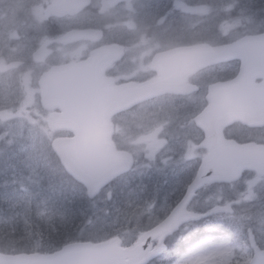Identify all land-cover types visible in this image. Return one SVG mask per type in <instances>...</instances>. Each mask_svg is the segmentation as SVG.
<instances>
[{
    "label": "flooded vegetation",
    "instance_id": "obj_1",
    "mask_svg": "<svg viewBox=\"0 0 264 264\" xmlns=\"http://www.w3.org/2000/svg\"><path fill=\"white\" fill-rule=\"evenodd\" d=\"M219 1L0 0V69H18L15 81L0 71V149L7 147L13 115L42 119L44 128L51 126L46 114L62 112L60 107L46 112L42 86L46 74L63 66L86 65L95 86L105 93L117 92L126 102L110 119L117 150L130 142L127 137L138 130L136 123L154 116L155 125L168 130H195L203 160L209 153L204 146L208 132L206 118L200 117L217 107L221 87L235 81L242 67L238 56L205 63L216 57L209 51L243 38L235 29L221 32L219 7L215 8ZM245 3L253 18L264 21V0ZM161 36L166 43H161ZM256 72L253 89L264 85V74ZM55 78L61 80L59 74ZM145 85L152 86V95L140 99L136 88ZM251 106L247 120L208 119L219 123L220 142L264 148V107L262 102L261 107L258 102ZM26 125L28 131L33 123L26 119ZM61 135L73 134L57 132V137ZM145 142L155 150L167 140ZM229 186L225 205L234 213L243 208L264 213V171L247 168Z\"/></svg>",
    "mask_w": 264,
    "mask_h": 264
},
{
    "label": "rangeland",
    "instance_id": "obj_2",
    "mask_svg": "<svg viewBox=\"0 0 264 264\" xmlns=\"http://www.w3.org/2000/svg\"><path fill=\"white\" fill-rule=\"evenodd\" d=\"M246 1L220 0L218 5H215V8L219 7L221 32L264 28V21L252 18ZM12 117L7 135V148H37L27 144V138L35 134L45 139L52 138L47 124L44 128L40 126L42 119L33 120L25 114ZM49 117L46 114L45 120ZM26 119L33 123L28 131ZM156 119L154 116L141 119V122L135 124L138 130L127 137V140H130L127 142V149L140 155L141 161L146 160L148 168H153L152 175L141 187L134 186L130 191L123 189L128 181L119 179L118 185L112 184L98 196L89 227V234L94 240L90 241L103 242L119 237L123 246H133L143 234V231L138 230L141 224L140 217H146L145 221L148 220V213L143 216L137 215L139 210L152 205L153 218L164 215L178 203L188 184L195 177L201 153L195 130L187 132L168 130L167 127L155 125ZM146 138H152V141L166 139L167 142L155 150H148ZM26 156L31 160L29 164L33 165L36 157L34 152L26 153ZM4 186L0 181V231L7 230L10 233L16 229L22 230L32 236L34 249L38 250L40 242L37 240V234L49 230L54 221L60 223L66 215L58 213L51 205L41 204L33 208V197L25 188ZM212 187L213 185H209L202 189L190 204V210L195 209L206 216L200 227L191 223L189 230L180 234L182 239L179 241L175 238L169 239L167 243L173 247L172 250L151 264H245L241 253L243 244H247L245 237L248 238L249 233L255 235L258 243L264 247V227L261 225L264 213L243 208L233 215L213 214L212 209L219 204L225 205L231 194L228 186ZM118 192L121 196L119 199L114 197ZM189 237H192L191 240ZM52 247L51 244L46 245L45 251L53 253L48 252ZM236 251H240L237 256Z\"/></svg>",
    "mask_w": 264,
    "mask_h": 264
},
{
    "label": "water",
    "instance_id": "obj_3",
    "mask_svg": "<svg viewBox=\"0 0 264 264\" xmlns=\"http://www.w3.org/2000/svg\"><path fill=\"white\" fill-rule=\"evenodd\" d=\"M214 58L205 59V63L229 60L233 56L243 59L241 72L235 81L222 86L221 98L217 107H210L203 116L206 118L208 138L204 146L210 148V155L199 168L195 179L190 183L186 193L177 205L180 211L191 216L188 209L196 191L211 180H237L245 167L264 170V148L239 147L235 143L219 140L218 124L208 119L221 118L220 123L234 119L247 120V109L253 102H261L264 107V85L253 89L251 82L259 72L264 74V34L250 36L238 45L222 46L213 49ZM40 54V53H39ZM59 73L62 78L55 81ZM84 72H77V67H64L46 74L43 80V98L47 109L60 107L62 113L52 115V129H68L74 132L73 137L54 140L53 149L67 172L88 191L94 198L102 188L122 173L129 171L133 165L131 155L116 151L110 138L111 116L126 107L124 99L117 92H102ZM244 89L240 93V89ZM140 99L147 97L151 85L136 88ZM210 99L214 102L213 93ZM220 102V106L218 103ZM177 205L174 207L176 208ZM218 212H231L230 207H217ZM198 216L192 221L199 220ZM166 229L162 226L159 232V247H154L155 235L145 234L132 247H123L118 237L104 242H72L61 250L51 254H5L0 252V264H149L167 250L164 243ZM251 246L255 249L254 257L249 264H264V250L257 246L254 237Z\"/></svg>",
    "mask_w": 264,
    "mask_h": 264
},
{
    "label": "trees",
    "instance_id": "obj_4",
    "mask_svg": "<svg viewBox=\"0 0 264 264\" xmlns=\"http://www.w3.org/2000/svg\"><path fill=\"white\" fill-rule=\"evenodd\" d=\"M46 141L45 143H47ZM0 151V174L3 177L6 176L12 186L25 188L32 195L33 208L41 204L51 205L58 213L66 215V218L60 223L54 221V224L52 223L49 226V230L37 234V240L40 242L38 250L34 249L35 244H33L30 234H26L19 229L10 233L7 230H1L0 251L28 254L34 251L47 253L45 249L46 245L49 244L53 247L48 252H54L70 242L94 240L89 234V227L95 213V200L90 199L86 188L66 172L50 146L28 147L26 149L17 147L12 149L3 148ZM33 152L36 155L35 161L32 162L34 166L29 164L31 160L28 159L29 156H26V153L30 154ZM137 165L134 170L119 178L128 181L123 187L125 191H130L134 186L141 187L148 178V173L138 170ZM119 179L112 184L118 185ZM220 184L213 181L207 183L204 187L213 185L215 188ZM114 197L119 199L121 196L118 192ZM145 218L140 217L141 224L146 222ZM200 223L197 222L196 224L200 225ZM143 233L145 232L143 231ZM191 238L189 237L190 240ZM248 254V256L242 255L245 264L251 258V252Z\"/></svg>",
    "mask_w": 264,
    "mask_h": 264
},
{
    "label": "clouds",
    "instance_id": "obj_5",
    "mask_svg": "<svg viewBox=\"0 0 264 264\" xmlns=\"http://www.w3.org/2000/svg\"><path fill=\"white\" fill-rule=\"evenodd\" d=\"M167 38L164 36H161V43H166ZM4 77L6 79H11L12 81H15L16 75L18 72V69L15 68H8L7 70H2ZM182 205H177L176 208H173L169 210L164 215L155 216L153 218V215L151 213L152 205H148L147 208L140 209L137 213L138 216H143L145 213H148V220L142 224H140V227L138 228L139 231L146 232L149 236L155 235L157 237V241L159 240V232L161 227L163 226L166 229V236L171 239L175 238L177 241L182 239V233L189 230L190 224L193 219H195L198 216V212H196L195 209H191L192 215H186L180 211V207ZM139 223V220H138ZM261 225L264 227V218L261 220ZM161 246L159 243H157V247Z\"/></svg>",
    "mask_w": 264,
    "mask_h": 264
},
{
    "label": "bare ground",
    "instance_id": "obj_6",
    "mask_svg": "<svg viewBox=\"0 0 264 264\" xmlns=\"http://www.w3.org/2000/svg\"><path fill=\"white\" fill-rule=\"evenodd\" d=\"M5 178H6V176H5ZM0 181H1V179H0Z\"/></svg>",
    "mask_w": 264,
    "mask_h": 264
}]
</instances>
